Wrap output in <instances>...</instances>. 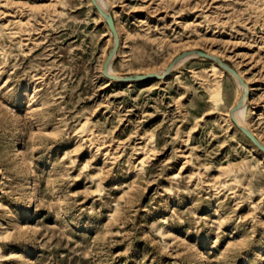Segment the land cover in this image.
<instances>
[{
	"label": "rangeland",
	"instance_id": "obj_1",
	"mask_svg": "<svg viewBox=\"0 0 264 264\" xmlns=\"http://www.w3.org/2000/svg\"><path fill=\"white\" fill-rule=\"evenodd\" d=\"M102 1L114 75L216 56L264 144V0ZM113 43L90 0H0V264H264L234 76L198 57L110 81Z\"/></svg>",
	"mask_w": 264,
	"mask_h": 264
},
{
	"label": "water",
	"instance_id": "obj_2",
	"mask_svg": "<svg viewBox=\"0 0 264 264\" xmlns=\"http://www.w3.org/2000/svg\"><path fill=\"white\" fill-rule=\"evenodd\" d=\"M90 1L93 4V6L97 9V11L104 17L106 24H107L111 34L113 35L114 40H115V45L113 46V48L109 52V54H108V56H107V58L103 64L102 74L106 78L113 80V81H118V82H137V81H143V80H147V79H157V80L165 79L171 73V71L173 70L175 65L180 60H182L184 57H186L188 55L197 54V56H199L200 58H205L207 60L215 62L217 65H219V67L221 69L225 70L226 72H228L232 76H234L240 82L241 85H243L244 87H247L244 80L240 77V75L232 67H230L228 64L223 62L220 58L213 56V55H210V54H207V53L202 52V51H188V52H185V53L179 55L177 58H175L173 60V62L168 66L166 72L163 74L150 73V74H145V75H134V76H128V77H118V76L111 75L109 73V66L111 65V63L115 57V54H116V52L120 46L119 34L117 32V28H116L113 16L110 13H108L107 11H104L101 8V6L99 5L97 0H90ZM242 105H243V100L238 102V104L235 106V108H233L231 110V118H232L233 122L245 134V136L260 151L264 152V145L253 135V133L249 129L242 128L241 126H239L238 123L236 122L235 118H234V113L237 110H239L242 107Z\"/></svg>",
	"mask_w": 264,
	"mask_h": 264
},
{
	"label": "bare ground",
	"instance_id": "obj_3",
	"mask_svg": "<svg viewBox=\"0 0 264 264\" xmlns=\"http://www.w3.org/2000/svg\"><path fill=\"white\" fill-rule=\"evenodd\" d=\"M98 1V3H99V5L101 6V8L104 10V11H107L106 9H105V6H106V4H105V2H103L102 0H97ZM91 2V1H90ZM100 14V13H99ZM100 16H101V18H103L104 19V17L100 14ZM107 28H108V26H107ZM108 30H109V28H108ZM109 32H110V30H109ZM111 33V32H110ZM112 35V34H111ZM113 36V35H112ZM115 45V40H114V43H113V46ZM199 56H197V54H191V55H188V56H186V57H184L182 60H180L176 65H175V67L174 68H177L179 65H181V64H183L184 62H186V61H188V60H190V59H195V58H198ZM106 60V59H105ZM114 60V59H113ZM105 62V61H104ZM112 64V63H111ZM219 66V65H218ZM168 68V67H167ZM173 70H175V69H173ZM166 71H164L163 73H165ZM109 73L111 74V75H114L113 73H112V70H111V65L109 66ZM163 73H161V74H163ZM114 76H116V75H114ZM241 77V76H240ZM235 78V77H234ZM242 78V77H241ZM110 80V79H109ZM235 80H236V82H237V84H238V86L241 88V94H243V96L245 97L244 99H243V105H242V107L239 109V110H237L235 113H234V118H235V120H236V122L238 123V125L239 126H241L242 128H246V129H249V127H248V125H247V123H246V117H247V106H246V100H247V97H248V95H249V93H251L250 91H251V89H250V87L248 86V84H247V87H244L243 85H241L240 84V82L235 78ZM110 81H113V80H110ZM233 108H235V107H233ZM232 108V109H233ZM231 109V110H232ZM231 110L229 111V113H228V116H229V118H230V120H232V118H231ZM233 121V120H232ZM250 130V129H249ZM251 131V130H250ZM252 132V131H251ZM253 133V132H252ZM253 135H254V133H253ZM255 136V135H254ZM256 137V136H255ZM257 138V137H256ZM258 139V138H257ZM259 140V139H258ZM263 144V143H262ZM264 145V144H263ZM23 146V145H22ZM20 151V148H18V149H16V153H20L19 152ZM24 153V152H23ZM14 156H17L16 154L14 155Z\"/></svg>",
	"mask_w": 264,
	"mask_h": 264
}]
</instances>
